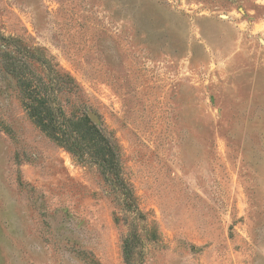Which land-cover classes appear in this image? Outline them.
Segmentation results:
<instances>
[{
	"label": "rangeland",
	"instance_id": "obj_1",
	"mask_svg": "<svg viewBox=\"0 0 264 264\" xmlns=\"http://www.w3.org/2000/svg\"><path fill=\"white\" fill-rule=\"evenodd\" d=\"M0 35L74 79L63 109L109 135L140 211L0 61V264H126L130 220L133 264H264V0H0Z\"/></svg>",
	"mask_w": 264,
	"mask_h": 264
},
{
	"label": "trees",
	"instance_id": "obj_2",
	"mask_svg": "<svg viewBox=\"0 0 264 264\" xmlns=\"http://www.w3.org/2000/svg\"><path fill=\"white\" fill-rule=\"evenodd\" d=\"M14 43V40L0 35L1 67L15 78L28 116L76 160L94 164L125 210L134 217L139 216L140 211L122 175L119 155L109 135L87 113L67 114L63 109L59 94L77 92L74 79L40 55L19 49L15 51L12 48ZM32 61L40 63L43 74L34 70ZM138 241L135 225L130 220V230L122 242V257L126 264H133Z\"/></svg>",
	"mask_w": 264,
	"mask_h": 264
}]
</instances>
